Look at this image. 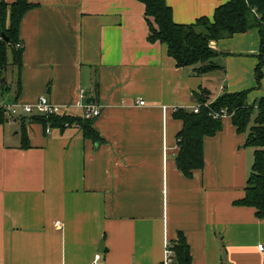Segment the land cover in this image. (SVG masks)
Instances as JSON below:
<instances>
[{"label":"crops","instance_id":"1","mask_svg":"<svg viewBox=\"0 0 264 264\" xmlns=\"http://www.w3.org/2000/svg\"><path fill=\"white\" fill-rule=\"evenodd\" d=\"M28 1L37 8L19 31L21 91L10 68L0 105L46 96L84 118L80 105L92 101L102 109L93 128L103 141L79 126L23 123L32 116L22 111L0 126V264H94L98 255V264H164L179 233L191 264H264V220L235 204L254 162L247 134L224 117L204 140V169L188 178L177 166L183 123L174 118L197 106L202 89L212 100L246 91L250 105L264 99L259 29L212 41L221 68L197 76L177 67L165 44L149 42L137 0ZM223 3L167 0L185 25L212 19Z\"/></svg>","mask_w":264,"mask_h":264},{"label":"trees","instance_id":"2","mask_svg":"<svg viewBox=\"0 0 264 264\" xmlns=\"http://www.w3.org/2000/svg\"><path fill=\"white\" fill-rule=\"evenodd\" d=\"M137 1L145 5L149 42L165 44L168 55L176 61L177 67H193L197 76L221 68L216 61L219 54L210 47L212 41L230 38L254 28L259 29L260 62L256 68V78L260 85L264 65V0H222L224 3L216 9L212 19L202 17L189 25L174 21L173 10L167 0ZM35 8L37 5L28 0H16L12 4L0 0V79L10 68H14L18 93L21 91L20 75L24 53V48L18 47L22 44L19 38L20 26L27 12ZM6 89L7 84H1V91ZM248 94L247 91L225 92L212 100V93L202 89L200 93L194 94L197 105L200 106L198 112L193 109H177L174 118L183 123V128L177 135L179 151L176 161L179 170L188 178H192L195 171L203 170L204 140L216 135L223 128V116L215 115L225 114L230 117L238 132L247 134L246 146L254 148V162L247 180L245 196L235 204L255 209L256 217L264 220V99L250 105ZM27 119L41 123L45 128L79 126L83 137L96 143L103 141L94 130V120L91 119L63 114L23 117L21 121L25 123ZM7 120L6 109L0 106V126ZM169 243L175 253V264H191L190 248L183 233H179L176 241Z\"/></svg>","mask_w":264,"mask_h":264},{"label":"built area","instance_id":"3","mask_svg":"<svg viewBox=\"0 0 264 264\" xmlns=\"http://www.w3.org/2000/svg\"><path fill=\"white\" fill-rule=\"evenodd\" d=\"M19 48H23V45H18ZM81 97H85V91H81ZM141 105H144V101H141ZM1 107L6 109L7 117L10 121H13L14 118L18 117L20 112L22 111L24 115H41V116H52V115H63V109L61 106L56 105L52 103L48 97L42 96L39 98L38 102L35 105H23L19 106L16 104H10V105H0ZM80 107L83 109V117L85 119H91L95 120L101 116L102 109L99 105H96L94 103H86L83 105H80ZM200 106L197 105L193 108L195 112H198ZM219 115L226 117L225 114H216L215 117H218ZM259 249L261 251L264 250L263 245H259ZM174 251L170 247V243H167L166 247V260L164 264H175L174 263ZM101 257L98 255L95 258L94 264H98Z\"/></svg>","mask_w":264,"mask_h":264},{"label":"water","instance_id":"4","mask_svg":"<svg viewBox=\"0 0 264 264\" xmlns=\"http://www.w3.org/2000/svg\"><path fill=\"white\" fill-rule=\"evenodd\" d=\"M1 83L2 85H6L7 84V81H6V74H4L1 78Z\"/></svg>","mask_w":264,"mask_h":264},{"label":"rangeland","instance_id":"5","mask_svg":"<svg viewBox=\"0 0 264 264\" xmlns=\"http://www.w3.org/2000/svg\"><path fill=\"white\" fill-rule=\"evenodd\" d=\"M8 80H9V82L11 81V79H12V72H11V69H9V71H8ZM17 127V126H16ZM15 132V131H14ZM58 225H59V223H58Z\"/></svg>","mask_w":264,"mask_h":264}]
</instances>
